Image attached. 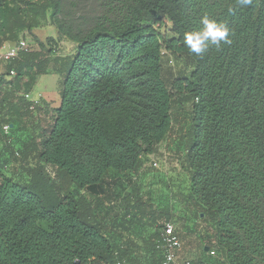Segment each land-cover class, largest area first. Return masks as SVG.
<instances>
[{"label":"trees","instance_id":"trees-1","mask_svg":"<svg viewBox=\"0 0 264 264\" xmlns=\"http://www.w3.org/2000/svg\"><path fill=\"white\" fill-rule=\"evenodd\" d=\"M205 16L226 24L232 42L198 56L184 36ZM46 25L58 40L34 34ZM62 39L75 53L52 59ZM22 40L0 76V264H160L172 214L143 198L134 175L180 112L189 177L181 201L214 233L206 254L264 264V0H0V49ZM167 55L182 72L165 73ZM53 62L61 105L47 129L29 128L35 112L19 94Z\"/></svg>","mask_w":264,"mask_h":264},{"label":"rangeland","instance_id":"rangeland-1","mask_svg":"<svg viewBox=\"0 0 264 264\" xmlns=\"http://www.w3.org/2000/svg\"><path fill=\"white\" fill-rule=\"evenodd\" d=\"M164 31L165 27L163 25L161 32ZM72 45L73 46L67 48L63 47V52L67 55H73L77 45L75 43H72ZM53 49V55L62 52L59 43L56 44ZM53 55L51 56L52 59H54ZM163 66L165 73L171 71L178 74L184 69L181 63L169 55L164 56ZM53 68L54 62L51 64V71H53ZM44 105L45 109L35 114L32 120H27L29 128L31 122L34 126L42 123V129H47L51 125L54 108L51 104H45V102ZM174 122L172 133L159 145L155 155L149 156L144 160L140 173L134 175V179L140 187V194L144 199L150 198V203L156 210L166 213L167 208H169L171 211L172 222L183 244L181 252L183 259H188L194 264H224L221 255L206 254L205 247L209 244L213 245L215 242L213 231L210 230L204 222L202 223V227L199 226L194 212L186 209L181 201V195L189 184L188 174L182 170L180 165V160L185 153V144L181 134L184 133L185 129L188 127V121L186 116L180 112L176 114ZM22 136H25V134ZM27 137L29 138V136ZM28 138H26L24 142L27 141ZM18 142L24 143L22 140ZM14 162L15 165L18 163V161H11L10 165ZM29 162L35 165L34 155L30 157ZM154 162L158 163V167L153 166ZM12 169H14V166L10 167V170ZM47 173L50 177H55V172L51 168H47ZM125 184L126 191L132 193L133 188L128 185V182ZM166 221L165 218H160L159 225L164 224ZM147 222L145 223L146 227L144 234L151 235L154 233L155 226L152 227Z\"/></svg>","mask_w":264,"mask_h":264},{"label":"crops","instance_id":"crops-1","mask_svg":"<svg viewBox=\"0 0 264 264\" xmlns=\"http://www.w3.org/2000/svg\"><path fill=\"white\" fill-rule=\"evenodd\" d=\"M34 34L43 42H45L48 38H54L58 40L59 35L54 26L46 25L36 28L34 30ZM60 45V49L62 52L56 53L53 55V58L66 59L71 57L72 55H67L63 52V47H71L72 42L67 39H62L58 41ZM16 43L8 42L1 49L0 54L5 53L8 49L14 47ZM6 63L0 60V76L3 73L4 67ZM59 69H61V64L56 62L54 63L53 71H51V65L49 67L48 73L46 75L40 76L37 78L34 88L32 90V96L35 98L41 97V99L45 102V104H51L54 109H57L61 105V91H62V82H63V74L60 73ZM15 172H20V167L15 168ZM15 175H18L17 173ZM112 219L110 226L115 224L118 226L119 220L114 221Z\"/></svg>","mask_w":264,"mask_h":264},{"label":"built area","instance_id":"built-area-1","mask_svg":"<svg viewBox=\"0 0 264 264\" xmlns=\"http://www.w3.org/2000/svg\"><path fill=\"white\" fill-rule=\"evenodd\" d=\"M26 49V42L24 40L20 41L18 44H15L14 47L8 49L3 54H0V60L4 61L6 64L18 58L19 53ZM15 76V72L12 71L7 80H10ZM19 95L25 97L30 103V111L39 113L40 110L45 109L44 101L41 97L35 98L32 96V93H20ZM40 109V110H39ZM39 110V111H38ZM42 116V115H40ZM5 134H9L10 126L6 125L3 128ZM154 167H158V163H153ZM157 249L162 252V260L160 264H193L188 259H183L181 252L183 249V244L181 237L175 229L173 223H165L162 229L160 230V238L157 243ZM210 254L215 255V251L212 250ZM116 264H133L127 261H118Z\"/></svg>","mask_w":264,"mask_h":264},{"label":"clouds","instance_id":"clouds-1","mask_svg":"<svg viewBox=\"0 0 264 264\" xmlns=\"http://www.w3.org/2000/svg\"><path fill=\"white\" fill-rule=\"evenodd\" d=\"M237 6L246 8L252 4V0H236ZM230 12L233 9H229ZM202 28L198 31L185 33L184 42L192 53L202 56L210 46L219 48L222 43L231 44L228 38L229 27L224 23H219L205 16L201 20Z\"/></svg>","mask_w":264,"mask_h":264},{"label":"water","instance_id":"water-1","mask_svg":"<svg viewBox=\"0 0 264 264\" xmlns=\"http://www.w3.org/2000/svg\"><path fill=\"white\" fill-rule=\"evenodd\" d=\"M208 250H209V249H208V248H206V250H205V251H206V252H208Z\"/></svg>","mask_w":264,"mask_h":264}]
</instances>
